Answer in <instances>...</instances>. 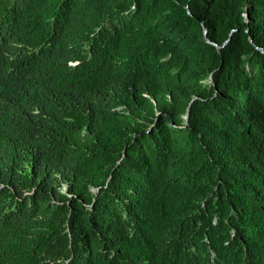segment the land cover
<instances>
[{"label": "trees", "instance_id": "obj_1", "mask_svg": "<svg viewBox=\"0 0 264 264\" xmlns=\"http://www.w3.org/2000/svg\"><path fill=\"white\" fill-rule=\"evenodd\" d=\"M0 264H264V0H0Z\"/></svg>", "mask_w": 264, "mask_h": 264}]
</instances>
